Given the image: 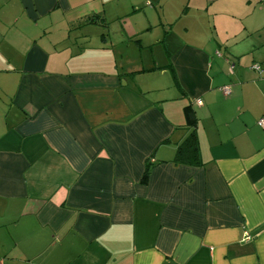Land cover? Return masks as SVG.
<instances>
[{"label":"crops","instance_id":"1","mask_svg":"<svg viewBox=\"0 0 264 264\" xmlns=\"http://www.w3.org/2000/svg\"><path fill=\"white\" fill-rule=\"evenodd\" d=\"M262 115L264 0H0V264H264Z\"/></svg>","mask_w":264,"mask_h":264},{"label":"trees","instance_id":"2","mask_svg":"<svg viewBox=\"0 0 264 264\" xmlns=\"http://www.w3.org/2000/svg\"><path fill=\"white\" fill-rule=\"evenodd\" d=\"M257 65L259 67L258 69H255L253 65H252V68L258 71L259 74H261L262 72L261 67L259 64ZM223 89H228V88L224 87ZM184 113L186 117V122L188 126L192 127V130L186 136V138L177 145L173 162L175 164H184V165H190V166L200 165L198 139H197L196 132H195L196 118L194 116V112L192 111L189 105H186L184 107ZM150 165H151L150 163H146V168L144 170V173L141 179L142 182L147 181V178L150 173Z\"/></svg>","mask_w":264,"mask_h":264},{"label":"rangeland","instance_id":"3","mask_svg":"<svg viewBox=\"0 0 264 264\" xmlns=\"http://www.w3.org/2000/svg\"><path fill=\"white\" fill-rule=\"evenodd\" d=\"M153 51V53H152V55H151V50H149V49H147V50H144V51H142L141 53L143 54V58H144V60L145 61H147L146 62V66L145 67H147V68H149V67H153L152 65H153V62H152V56H153V54L154 55H156L157 56V65H159L158 67H162V66H165V65H167L168 63H169V61H168V59H167V53H166V51H162V50H158V49H155V50H152ZM120 52H121V54L122 55H126V58H130V57H137V56H134V54L136 53V51H135V49L133 48V49H131L130 51H129V49H127V51H126V48H124V49H121L120 50ZM137 54H138V51H137ZM151 55V56H150ZM138 58V57H137ZM148 60H151V61H148ZM163 74H165L166 75V77H162L161 79H160V87H161V90H159V91H156V92H158L157 94H153V95H151L152 93H145L144 95H145V97L149 100L151 97L152 98H159L160 97V99H162L163 98V95H165L167 98L168 97H171V94H167L166 92H168V90H169V88L170 87H172V79H171V76H170V74H169V72L168 71H164V73ZM167 86H170L169 88H167ZM172 90H174L173 89V87H172ZM150 97V98H149ZM166 98V99H167ZM150 101H152V100H150ZM170 102H173V100H170ZM160 104L162 105L161 107L164 109V110H167V103H165V102H160Z\"/></svg>","mask_w":264,"mask_h":264},{"label":"built area","instance_id":"4","mask_svg":"<svg viewBox=\"0 0 264 264\" xmlns=\"http://www.w3.org/2000/svg\"><path fill=\"white\" fill-rule=\"evenodd\" d=\"M253 67L255 69H258V65L257 64H253ZM224 94L228 93V89H223ZM198 105H201V101L199 99L196 100ZM257 126L260 127L261 129H264V116H261L260 118H258L257 122H256ZM244 239L248 240L250 239V236L248 234L245 233L244 235Z\"/></svg>","mask_w":264,"mask_h":264}]
</instances>
